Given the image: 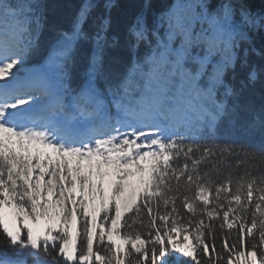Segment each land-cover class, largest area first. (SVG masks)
Listing matches in <instances>:
<instances>
[{
    "label": "snow or ice",
    "instance_id": "obj_1",
    "mask_svg": "<svg viewBox=\"0 0 264 264\" xmlns=\"http://www.w3.org/2000/svg\"><path fill=\"white\" fill-rule=\"evenodd\" d=\"M223 11L228 20L233 8L225 4ZM241 15L249 26L264 20L247 11ZM134 34L143 39L142 32ZM205 40L210 48L217 43L215 35ZM19 63V57L0 49V81H9L0 84V236L10 250L17 255L27 251L37 264L41 257L43 264H169V256L188 258L192 264H264V176L248 173L235 183L229 177L217 185L210 173L199 171L208 164L217 169L212 148L164 139L158 130L76 141L36 115L33 97L15 84L12 70ZM82 99L87 106V94ZM248 155L264 164V153ZM53 156L59 159L48 171ZM73 162L74 169L69 166ZM113 169L119 183L110 188L106 201L104 185ZM77 186L79 202L72 196ZM97 196L99 209L87 211ZM22 218L32 221L26 233L17 226ZM215 227L226 233L220 250L214 243ZM181 234L184 242L178 244ZM247 239L255 241L250 248ZM0 264L26 261L5 257Z\"/></svg>",
    "mask_w": 264,
    "mask_h": 264
},
{
    "label": "trees",
    "instance_id": "obj_2",
    "mask_svg": "<svg viewBox=\"0 0 264 264\" xmlns=\"http://www.w3.org/2000/svg\"><path fill=\"white\" fill-rule=\"evenodd\" d=\"M225 4L233 8L228 20ZM244 11L264 16V0H0V49L19 57L18 74L55 56L68 95L78 104L83 85L92 81L112 106L155 113L172 131L167 139L216 152L211 159L217 169L201 165V174L210 173L217 185L229 177L235 183L248 173L264 176V164L248 155L264 153V20L249 27ZM213 35L217 43L210 48L205 37ZM231 232L235 237L236 229ZM225 235L215 227L218 250ZM253 242L247 239L246 247ZM5 257L37 264L27 251L10 250L0 236V259ZM166 259L192 264L185 257Z\"/></svg>",
    "mask_w": 264,
    "mask_h": 264
},
{
    "label": "rangeland",
    "instance_id": "obj_3",
    "mask_svg": "<svg viewBox=\"0 0 264 264\" xmlns=\"http://www.w3.org/2000/svg\"><path fill=\"white\" fill-rule=\"evenodd\" d=\"M249 27H251V26H249ZM12 71L14 73H16L15 69H13ZM8 82L9 81H0V83H4V84H7ZM93 86H94L93 84H89L86 87V89L83 91V95H82L81 98H83L87 94V96L89 98V102H92V100L90 98L93 97V96H96L100 100L102 105H104V104L106 105V103H107L106 100H104L100 96V91L95 86H94L95 87L94 91L92 93L90 92L89 89L91 87L93 88ZM36 93H39V92H36ZM91 94H93V95H91ZM28 95L33 97V105L35 106V112L37 113V110L40 111L36 115L39 116V117L45 116V114L43 115L42 111L44 110V108L47 105V96H45L44 93L43 94L40 93L38 95H36V94H28ZM61 112L64 113V111H62V110H56L55 111V114H56L57 118L61 117ZM143 114L144 113H140V112H132L131 109L124 110L122 112V114H121V121L119 123L115 122L114 124H112L111 129H109L106 132L105 135H102L99 138H103V137H106V136H109V135H121V136H123L124 134L131 133L133 131H135L136 133H139L141 130H147V131H157L158 130L159 134L164 139H166V137L169 136V132L167 131V129H163V128L151 129L150 127H148V124H146L143 121V118H144L142 116ZM90 120H91V118L87 115V110L84 108V101H83V105H82L80 111L78 112L77 116H75L74 119H73V124L75 126H79V127L90 126L91 125ZM43 121L46 122V119L43 118ZM52 126H53V124H52ZM66 126L69 127L71 125H66ZM66 126H64V127H66ZM157 127H159V126H157ZM63 128H62V130H63ZM62 130H61V132H62ZM129 138H131V137H129ZM95 139H97V138H95ZM93 140H90V141H87V142H91ZM58 159H59L58 156H53V164H52V167L48 169V171H51L52 168L55 167V164H56ZM69 166L74 169L75 162H73ZM82 168L86 172L88 170V168H89L88 163L85 162L82 165ZM41 170H43V166H42L41 169H38L37 171H41ZM108 171H111L112 175L105 181V185H104L106 201H110V199H111L112 192L110 191V188L114 187L115 185H117L119 183V177L115 174V170L113 169V170H108ZM133 171H134V169H133ZM34 175H35V173H34ZM45 179H48V177L46 176ZM93 182L97 183L95 178H94ZM130 182H135V181H130ZM65 187H67V185H65ZM41 191H43V181L41 182ZM72 196L77 199V202H79V200L81 199L79 186H77L76 190L74 192H72ZM83 198L86 199V200L88 199L87 192H85V196ZM48 199L52 200V199H54V197L50 196V197H48ZM99 205H100V200H99V197L97 196L96 199H95V205H90L89 208L87 209V211L91 212V209H92L93 206L98 210L99 209ZM69 207H72L71 203H69ZM99 218H102V214H101L100 217H98V219ZM22 220H23V223H21V225L18 224V226L21 229H23V231L26 230L27 227H31L32 221L28 220L27 218H22ZM113 239L115 240V236H113ZM119 242L120 241H117V243H119Z\"/></svg>",
    "mask_w": 264,
    "mask_h": 264
},
{
    "label": "bare ground",
    "instance_id": "obj_4",
    "mask_svg": "<svg viewBox=\"0 0 264 264\" xmlns=\"http://www.w3.org/2000/svg\"><path fill=\"white\" fill-rule=\"evenodd\" d=\"M54 63H55L54 59H51V61L49 62V64H47V65H45V66H43L41 68H38V70L32 68L29 71V75L28 76H30V78H31V76H34V75L39 76L41 78L48 77L54 71ZM93 98L95 99L94 96H93ZM50 102H53V101L51 100ZM42 113H43V115L46 114L45 113V109H44V111H42ZM71 127L72 126H69V127L66 126V127H64L63 130H62V133H65V134L69 135V132H70ZM83 133H84V131H82V132H80L78 134H83Z\"/></svg>",
    "mask_w": 264,
    "mask_h": 264
}]
</instances>
